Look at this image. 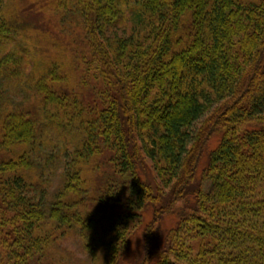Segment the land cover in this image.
Wrapping results in <instances>:
<instances>
[{"label":"trees","instance_id":"16d2710c","mask_svg":"<svg viewBox=\"0 0 264 264\" xmlns=\"http://www.w3.org/2000/svg\"><path fill=\"white\" fill-rule=\"evenodd\" d=\"M140 228L139 264H264V0H0V264Z\"/></svg>","mask_w":264,"mask_h":264},{"label":"rangeland","instance_id":"374dc122","mask_svg":"<svg viewBox=\"0 0 264 264\" xmlns=\"http://www.w3.org/2000/svg\"><path fill=\"white\" fill-rule=\"evenodd\" d=\"M15 5L17 4L14 1ZM34 17V16H33ZM216 144V139L213 138L209 142V147L212 148ZM151 209H147L144 214L143 225L151 218ZM175 220L174 216H167L166 219L161 223L160 230L158 231V235L155 239L158 243H161L166 229L173 224ZM143 227V226H142ZM143 247V238L141 234V228L136 230L135 233L131 236L129 243L126 245V248L123 250L121 257L118 261V264H139L140 260L144 257L142 252ZM62 248L66 251L69 255L75 256L76 258H81L82 253L79 249L77 242L73 239V237H67L63 239ZM148 264H152L150 261Z\"/></svg>","mask_w":264,"mask_h":264}]
</instances>
